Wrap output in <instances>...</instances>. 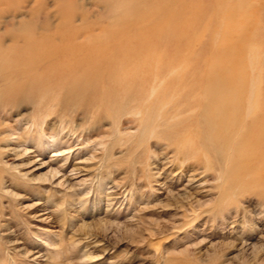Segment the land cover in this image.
Returning <instances> with one entry per match:
<instances>
[{"label": "rangeland", "instance_id": "rangeland-1", "mask_svg": "<svg viewBox=\"0 0 264 264\" xmlns=\"http://www.w3.org/2000/svg\"><path fill=\"white\" fill-rule=\"evenodd\" d=\"M182 2L197 40L213 36L224 59L242 47L247 73L264 76V0ZM147 3L0 0V264H264L262 201L221 197L213 166L177 159L172 127L138 122L123 94L117 105L46 76L5 77L16 50L61 45L69 28L76 41L104 36ZM167 74L152 87L180 93Z\"/></svg>", "mask_w": 264, "mask_h": 264}, {"label": "bare ground", "instance_id": "bare-ground-1", "mask_svg": "<svg viewBox=\"0 0 264 264\" xmlns=\"http://www.w3.org/2000/svg\"><path fill=\"white\" fill-rule=\"evenodd\" d=\"M146 1L137 12L147 9V13L108 29L104 36L76 41L83 34L69 28L62 33L61 45L55 46L47 36L50 49L38 45L29 46L27 52L16 50L8 68L18 69L7 71L5 77L46 76L87 92L89 100L101 91L117 105L118 95L123 94L136 104L133 112L140 115L138 122L149 119L148 126H165L159 132L162 136L172 127L171 134L179 139L177 159L217 170L221 197L230 189L237 198L254 195L264 205V76L247 73L242 47L231 54L232 59L228 54L224 59L227 51H216L213 36L207 43L197 40L195 29L184 25L182 0H163L157 9L152 6L158 0ZM185 63L191 64L188 69ZM171 71L178 75L166 81L182 85V90L164 96L165 90L152 86ZM182 114V119L168 124L169 116Z\"/></svg>", "mask_w": 264, "mask_h": 264}]
</instances>
